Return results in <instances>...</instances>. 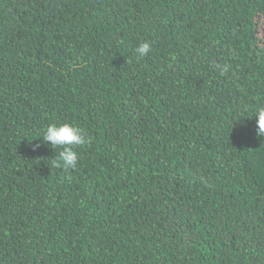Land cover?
I'll return each instance as SVG.
<instances>
[{"label":"trees","instance_id":"trees-1","mask_svg":"<svg viewBox=\"0 0 264 264\" xmlns=\"http://www.w3.org/2000/svg\"><path fill=\"white\" fill-rule=\"evenodd\" d=\"M261 16L0 0V264H264ZM62 123L88 141L75 168L42 141Z\"/></svg>","mask_w":264,"mask_h":264},{"label":"clouds","instance_id":"clouds-1","mask_svg":"<svg viewBox=\"0 0 264 264\" xmlns=\"http://www.w3.org/2000/svg\"><path fill=\"white\" fill-rule=\"evenodd\" d=\"M255 31L257 40L264 44V16L256 20ZM135 52L138 57L143 58L147 56L150 52L149 43H141L135 49ZM227 70V67H225L224 71ZM253 118H255L256 135L264 138V108L257 109L253 114ZM42 141L52 149H62L58 157H55L53 161L57 166H63L65 168H75L79 159L75 148L88 142L83 129L70 123L48 125ZM40 146L39 144L34 145L33 151L37 150Z\"/></svg>","mask_w":264,"mask_h":264}]
</instances>
